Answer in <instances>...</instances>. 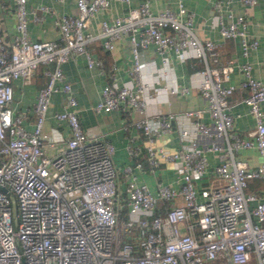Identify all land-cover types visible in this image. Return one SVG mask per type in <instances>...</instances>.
Here are the masks:
<instances>
[{"label": "built area", "instance_id": "2783aa9c", "mask_svg": "<svg viewBox=\"0 0 264 264\" xmlns=\"http://www.w3.org/2000/svg\"><path fill=\"white\" fill-rule=\"evenodd\" d=\"M110 1L75 0V12L55 15L60 39L39 40L28 34L26 0H15L16 32L9 43L0 32V264H264V188L248 189L251 178H264V81L253 75L249 60L236 61L222 53L217 41L198 36L183 0L156 12L148 0L136 5L118 0L126 3V13L101 19L95 32L88 30ZM256 1L243 0L247 5ZM214 6L222 10L223 2ZM47 9L40 4L31 10L33 18L40 19L39 10ZM227 14L228 21L218 16L220 35L238 37L246 56L258 38L247 31L244 14ZM125 34L131 43L126 70L132 80L119 82L112 65L93 105L97 111L127 112L121 127L137 128L144 136L143 147L134 143L135 135L128 136L126 149L133 159L118 164L107 133L82 127L62 63L83 53L89 67L102 69L89 43L99 39L110 50ZM149 44L162 63H168V48L200 63L204 107L149 111L153 70L140 58ZM41 63L52 67L45 68L47 79L36 93L28 129L24 114L13 110L12 83L18 77L31 80ZM234 69L243 75L238 85L230 81ZM237 89L244 90L240 100L254 117L247 135L233 128L230 97ZM54 92L66 99L51 117L66 122L67 135L50 122ZM182 119L187 123L179 125L180 145L155 143ZM252 146L261 157L255 165L237 155ZM209 151L217 160L212 168ZM167 165L173 176L156 178L155 191L141 182L143 173L155 174ZM209 174L213 178L200 185Z\"/></svg>", "mask_w": 264, "mask_h": 264}, {"label": "crops", "instance_id": "0c3cea01", "mask_svg": "<svg viewBox=\"0 0 264 264\" xmlns=\"http://www.w3.org/2000/svg\"><path fill=\"white\" fill-rule=\"evenodd\" d=\"M141 0H131V5H136ZM150 8L158 11L166 5L177 7V0H148ZM217 0H183L187 13H190L192 25L196 34L201 38H211L218 42V48L226 56L233 57L236 61L249 60L252 64V73L255 77L264 81V0H257L253 5H247L243 0H220L223 2V9L217 10L214 2ZM40 4L49 6L47 10H39L41 18L35 20L31 10L37 9ZM28 7V34L33 39H60V32L54 20L55 15L61 13H73L76 11L75 0H26ZM15 0H0V32L6 43L12 40L15 27L14 16ZM127 11L126 3L111 0L110 5L96 13L91 19L87 29L95 32L101 19L112 20L117 14H124ZM228 11L232 13H242L246 16V29L258 38L256 48H251L246 56L240 53V43L238 37L223 39L219 32L218 16H222L228 21ZM186 17V13L183 14ZM93 55L103 61V68L99 65L88 66L83 53L75 54L62 63L65 79L71 85V92L76 98V108L82 127L86 131H104L114 144L113 159L121 164L130 161L133 157L128 154L126 144L129 135H135L134 143L143 147L144 136L141 131L134 127L124 129L121 127L128 118V113L118 109L108 111L95 110L94 103L100 98V89L104 82L109 79L108 71L112 65H116L114 73L118 81H130L126 67L131 62V43L128 35H123L117 40L113 49H104L99 39L89 43ZM189 52V51H188ZM169 58L168 63H162L161 56L155 51L152 44H149L142 50L141 60L145 63L147 70H153L150 92L151 97L147 98V107L149 111H182L193 107H204L205 98L200 93L199 83L202 79V73L199 71L201 66L195 62L189 53L180 58L171 48L166 50ZM52 67V64L39 65L31 80L23 81L21 77L13 80V110L24 114L25 125L32 129L35 117L34 101L36 93L41 85L47 79L45 68ZM242 73L234 69L230 75V81L238 85L242 79ZM188 88L184 92L168 93L164 86ZM244 90L237 89L230 97L231 111L234 113L233 128L242 135H247V131L254 126V117L249 111L246 103L240 100ZM65 94L54 92L51 96L48 115L51 124H54L58 130L67 135L68 129L66 122L52 119L54 110L62 109L65 104ZM264 105V102L262 103ZM204 119L208 114L204 111ZM187 120L174 121L173 130L155 140L157 145H164L169 148L181 144L178 129L180 124H186ZM143 151V150H142ZM141 151V156L144 152ZM237 155L245 159L248 164L255 165L260 161V154L256 147L240 148ZM209 168L216 163L214 151L207 153ZM173 176V169L167 165L166 168L159 169L155 174L143 173L140 177L141 182L148 185L152 190H156V178L170 180ZM213 175H207L199 180L200 185L207 184ZM264 188V178H251L248 181V189L259 191Z\"/></svg>", "mask_w": 264, "mask_h": 264}, {"label": "trees", "instance_id": "16d2710c", "mask_svg": "<svg viewBox=\"0 0 264 264\" xmlns=\"http://www.w3.org/2000/svg\"><path fill=\"white\" fill-rule=\"evenodd\" d=\"M39 65H43V64L41 63V64H39Z\"/></svg>", "mask_w": 264, "mask_h": 264}]
</instances>
